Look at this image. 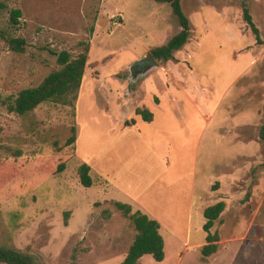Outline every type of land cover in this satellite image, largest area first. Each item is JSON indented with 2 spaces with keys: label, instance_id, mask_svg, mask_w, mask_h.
I'll use <instances>...</instances> for the list:
<instances>
[{
  "label": "rangeland",
  "instance_id": "374dc122",
  "mask_svg": "<svg viewBox=\"0 0 264 264\" xmlns=\"http://www.w3.org/2000/svg\"><path fill=\"white\" fill-rule=\"evenodd\" d=\"M244 6L264 41V0H181L191 34L174 54L185 62L184 85L168 97L169 62L143 74L133 65L180 31L169 4L0 0V247L37 264L121 263L136 231L113 204L126 197L107 196L103 171L161 226L164 260L146 255L137 264H264V45L255 44ZM9 38L23 39L24 51L10 50ZM84 45L74 108L9 111L20 91L60 68L59 53L73 59ZM160 94L168 98L155 112ZM143 108L153 124L136 116ZM81 163L91 167L90 188L79 182ZM221 201L211 229L218 249L203 260V211Z\"/></svg>",
  "mask_w": 264,
  "mask_h": 264
},
{
  "label": "trees",
  "instance_id": "16d2710c",
  "mask_svg": "<svg viewBox=\"0 0 264 264\" xmlns=\"http://www.w3.org/2000/svg\"><path fill=\"white\" fill-rule=\"evenodd\" d=\"M154 1L169 4L180 27V31L172 36L164 45L156 47L150 52L156 60L165 64L168 61H174V54L180 51L188 42L191 34L190 22L182 12L181 0ZM20 16L21 12L19 10L12 11L11 21L14 25L17 24V19ZM243 19L254 35L255 44L258 46L264 45L260 32L253 23L252 17L245 6L243 7ZM7 44L9 49L14 52L21 53L24 51L25 41L23 39L9 38L7 39ZM88 51V45H84L83 52L73 59H71V55L66 51L59 53L56 60L60 68L48 74L37 87L20 91L14 99L13 104L9 107V111L19 116H25L34 111L39 105L47 102L74 108L84 75ZM135 114L140 116L144 122L152 121V113L146 109H136ZM72 132H75L73 128ZM258 139L264 150V116L259 128ZM75 141L76 138L73 136L66 144L70 145ZM77 174L79 182L83 187L90 188L92 186L93 181L90 177V167L87 164L82 163L77 169ZM113 204L125 218L131 221L136 231L134 241L130 245L125 258L119 264H137L146 255L151 256L155 262H162L165 258V252L164 240L159 231L160 224L140 211L132 213L131 206L128 204L120 202H114ZM224 208L225 205L221 201L205 208L203 211L205 223L202 226V230L205 233V245L200 249L203 260L217 252L219 236L217 233H211V229L224 211ZM73 259L76 260V256ZM0 264L37 263L30 256L24 255L17 250L0 247Z\"/></svg>",
  "mask_w": 264,
  "mask_h": 264
},
{
  "label": "crops",
  "instance_id": "0c3cea01",
  "mask_svg": "<svg viewBox=\"0 0 264 264\" xmlns=\"http://www.w3.org/2000/svg\"><path fill=\"white\" fill-rule=\"evenodd\" d=\"M175 56V55H174ZM180 60V61H179ZM169 63H170V66H172L171 68H170V73H171V78L170 79H167V83H164L163 85V90H164V92H166L165 94H166V96L168 95V97H169V94H172V92H174V91H176L177 90V88H180L181 87V85H184L183 83H182V79H181V75H180V69L179 68H181V65H183L185 62H183L181 59H179L178 57H175V60L174 61H168ZM167 62V63H168ZM168 63V64H169ZM166 64V63H165ZM184 88H186V86H184ZM160 95H162V94H160ZM166 96H164V95H162V100H160V107H153L152 109L153 110H155V112H159L160 110H161V108H164L163 106H164V104H162L163 102H164V100H163V98H168V97H166ZM143 109H145V108H143ZM149 111V110H148ZM151 112V111H150ZM152 113V112H151ZM155 113H152V121L151 122H147V123H150V124H153L154 122V119H155V115H154ZM137 116V115H136ZM176 118H177V116H176ZM124 128L126 129V128H128L129 130H132V128H133V126H131V125H124ZM137 135V141H138V143H140V142H142V138H141V136L140 135H138V134H136ZM143 143H144V141H143ZM152 144H154V143H152ZM150 151H151V148H150ZM149 152V151H148ZM159 160L161 161V159H158V163H159ZM163 160V159H162ZM82 164V163H81ZM86 164V163H85ZM161 164H162V166L164 167V164H163V162H161ZM89 166V165H88ZM128 171H130V169H128ZM90 172H91V167H90ZM99 177H102V179L104 180V181H106L105 182V184L108 186V192H107V196H108V193L110 192V191H118L119 193H121V194H123L125 197H126V200H122V199H119V198H116V199H114L115 200V202H120V203H124V204H128V205H130V204H132V203H134L135 205H137V206H134L135 208H136V211H140V212H142V210H143V208L141 207V206H139L138 204H137V200H135V199H132V198H130V196L128 195V194H126V193H128V192H126L121 186H120V184H118L115 180H110V177H113V176H110L108 173H105V172H103V171H101V173H100V175H99ZM111 198V197H110ZM112 199V198H111ZM130 206H133V205H130ZM138 208H140V209H138ZM143 213V212H142ZM144 214V213H143ZM146 215V214H145ZM150 218V217H149ZM152 219V218H151ZM158 222V221H157ZM159 223V222H158ZM160 228H161V226H160ZM160 231V230H159ZM164 240V239H163Z\"/></svg>",
  "mask_w": 264,
  "mask_h": 264
},
{
  "label": "water",
  "instance_id": "95a60500",
  "mask_svg": "<svg viewBox=\"0 0 264 264\" xmlns=\"http://www.w3.org/2000/svg\"><path fill=\"white\" fill-rule=\"evenodd\" d=\"M144 66H146V68H147V70L145 72H147L149 69L157 66L156 59L153 57V55L151 53H147L146 57H144L143 59H141V61H139L138 63L133 65V68L135 67V68L143 71Z\"/></svg>",
  "mask_w": 264,
  "mask_h": 264
},
{
  "label": "flooded vegetation",
  "instance_id": "af4514ba",
  "mask_svg": "<svg viewBox=\"0 0 264 264\" xmlns=\"http://www.w3.org/2000/svg\"><path fill=\"white\" fill-rule=\"evenodd\" d=\"M134 68H135V67H134ZM146 70H147L146 66H144V70H143V71L138 69V71H139L140 73H142V74L145 73Z\"/></svg>",
  "mask_w": 264,
  "mask_h": 264
}]
</instances>
